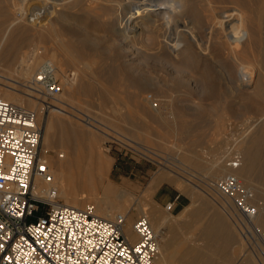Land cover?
<instances>
[{
  "label": "bare ground",
  "instance_id": "1",
  "mask_svg": "<svg viewBox=\"0 0 264 264\" xmlns=\"http://www.w3.org/2000/svg\"><path fill=\"white\" fill-rule=\"evenodd\" d=\"M11 1L13 0H0V28L6 27L5 31H1L0 33V59L8 63L10 70L15 71L14 69L17 68L18 71L17 77H14L15 74L10 70V75L7 74L8 76L0 73V97L9 100L15 105L22 106L24 104L29 108H35L37 112H44V107L46 108V106L41 100L33 97V95L36 94L35 91L37 89L34 77L46 63L55 67L57 75L63 77L65 85L72 86V89L68 90V93L66 92L67 94L62 92L52 99L54 106L50 107L48 116L44 120V124H42V157L48 164L49 171L53 174L54 181L52 185L57 186L59 197L65 200L64 204L83 208V200L92 198L96 212L100 216L111 218L110 216L115 210L126 214L128 219L126 233L132 240L136 238L137 234L134 232L132 220L128 212L133 205L137 204L135 206L136 210L141 215H146L150 219L155 232L159 235L160 260L165 259L166 263L174 264V259L178 257L179 261L182 262L181 264H216L214 257L210 260L211 262L206 261V251H200L202 244H199L200 247L198 246L197 248L193 246L192 250L188 249L185 252L182 250L178 252L174 248V250L170 249L174 245L170 236L171 233L164 228L165 221H168L169 217H175L174 215L172 217L169 210L170 207L164 208V210L162 208L163 211L157 209L160 206H156L157 208L153 209V211L146 210V207L144 208L140 204V201L137 199L133 200L134 198L131 197V193L128 190L116 186L110 181L106 182L110 169V159L102 156L103 154H100L97 150L99 136L95 133L96 130L94 132V130L80 129L77 127L78 125L74 124L75 121L72 120L74 123L68 122L69 119L66 121L62 115L70 114L76 118L85 120L87 123L98 128L108 139L110 138L108 137L109 132L104 122L86 113V111L77 107V104L74 105L78 101H75L78 95L91 96L98 89L96 79L88 81L86 77L96 70L93 65L96 63V60L94 61L91 57L101 55L102 53L104 55L102 50L98 51V48L90 46L95 42L98 43V41L103 40L102 36H96L98 35L97 32H101V30L105 31V36L108 38L116 34L117 36L115 35V37H118L120 41V48L124 49L126 55H131V60L136 61L139 57H142L143 60L153 59L155 61H163L165 66L167 64V67L169 66L173 71H177L179 76H181L182 82L187 85H191L192 81L189 80V77L184 79V75L182 74L189 72V69L194 67V63L202 59V55H210L211 57V55L215 56L218 51V53L224 51L223 54L228 58H232L235 64L234 67H237V71H235L237 72L236 78H230L229 76L226 78L230 82V89L234 91L244 90L248 95L255 94L260 98L259 100L264 102V0H21V4L14 7H12ZM29 2L30 4H28ZM197 2H202L209 6V13L206 14V19L204 18L206 22L200 19L199 15H194L196 12L194 6ZM102 25H104V28ZM99 27L103 29L100 28V30ZM144 36L146 38L145 41L142 40ZM67 37L71 41H68ZM204 37L208 40L206 43L204 42L206 39ZM29 43L33 44V54L18 55V52H23V47L27 45L25 47L27 48ZM195 46L198 47L197 52L194 50ZM47 53H50L49 58L44 57V55H48ZM244 55L249 56L251 61L244 60ZM29 56L33 58V61L30 62ZM66 60H69L68 62L71 60L75 65L82 64L80 65V72H78L75 82L71 81L67 69L64 67ZM99 73L101 72L99 71ZM200 74L202 78L199 79V83H209L211 87L213 86L210 98L213 103H218L221 97L217 95L218 93L215 94L214 89L216 88L214 85L217 77L214 78V75L210 76L203 71ZM225 74L227 75V73ZM148 80L135 74L129 77L130 84L138 87L149 85ZM16 82L18 83L16 84ZM19 86H22L24 88L23 91H25H21ZM211 87L209 86V88ZM2 88L6 90H2ZM141 99L148 102L151 101L150 96L142 97ZM246 99L247 102H244H250L248 98ZM173 100L170 98L168 102L172 103ZM69 108L73 110H69ZM82 115L85 117H83L84 119L81 117ZM76 122L78 121L76 120ZM246 122L247 126L245 131L243 130V133L247 134L254 126L264 123V115L255 120L254 118H248ZM257 133V138L263 139L264 131L261 130ZM70 134L76 140L79 139L86 143L80 144V142H77L76 146L70 145L68 142L70 141ZM104 139L106 140V138ZM119 140L125 144L129 142L128 137H124L123 139L120 137ZM250 140H248L249 143L244 148L240 149L239 154L243 157V162L240 167L235 169H232L226 160V157L230 156L233 148L229 146L224 150L223 147L225 145L220 144L207 168V172L202 171V173L206 172L210 178H208L209 180H213L211 183L207 182V184H203L202 180L207 178L205 173L198 172L193 178L184 176L183 172H187L184 170L175 174L178 177L184 178V181L187 183L186 191L190 186L198 194L200 193L199 190L202 191L226 213L224 214L220 211L221 209L212 206V219L215 222L211 220L204 225L205 242L209 240L207 244H210V240L213 242L216 239V246H212L211 248L209 245L208 252L214 251L216 255L223 258L217 264H226V259L231 260L233 256H239L238 258H240L242 249L235 248L234 246L238 243L236 246L240 244L242 247L243 242L241 240L242 238L245 240V237L237 229L241 240L236 235L235 227L240 216L232 200L221 194L215 187V178H219L221 174L224 175L227 172H234L256 193L259 203V214L254 218L253 223L264 230V200L260 201L259 199V197L264 199V190L261 191L254 180L256 160L253 148L255 146H252V142L254 141ZM86 145L88 150L86 149ZM51 147L58 148V150H55L57 157L54 159L48 157L47 154ZM143 148L151 152L150 149ZM234 150L236 151L235 148ZM184 156L187 158L185 159L186 162L192 159V156ZM83 160L96 165V171H90L88 174L83 175L75 173V169L81 172L79 166ZM198 160L197 162L199 163ZM163 173L162 171V174H158L159 176L153 180L151 184L152 189L169 177ZM175 181L177 182V178ZM39 182L43 184V182ZM45 185L49 186L50 184L47 183ZM98 186L103 187V197H100L101 195L98 196ZM190 208L192 209V207ZM199 208H202V206ZM234 216L237 217L236 221ZM190 217L192 218L193 216ZM217 228L223 231L219 230V232L216 230ZM231 246L234 247L231 250L233 255H225L224 253H227V250ZM245 254L248 255L246 252ZM249 254L254 253L251 252ZM256 255L254 254L253 256ZM257 257L259 263L264 264V253L262 251L258 252ZM251 259L252 257L246 260L243 259L242 263L250 264Z\"/></svg>",
  "mask_w": 264,
  "mask_h": 264
},
{
  "label": "rangeland",
  "instance_id": "2",
  "mask_svg": "<svg viewBox=\"0 0 264 264\" xmlns=\"http://www.w3.org/2000/svg\"><path fill=\"white\" fill-rule=\"evenodd\" d=\"M8 3H10V1H8ZM11 4L13 5L12 7H14L15 5L21 4V0H13L11 1ZM28 4H30V2ZM194 7L196 9V12L194 11V15H199L200 19L206 22L205 16L207 13H209V6L203 4L202 2H197ZM204 10L207 11L205 12ZM102 26L104 28V25ZM100 28L103 29L102 27H99V29ZM5 29V26L0 28V33L1 31L4 32ZM103 31L104 30H101L103 34L99 31L100 33L97 32L98 35H96L102 36L103 40L98 41V43L95 42L90 46L98 48V51L102 50L104 55L102 53L101 55H94V57H91L94 59V61L96 60V65L93 64L94 69L96 68V70L94 73H91L90 76L86 77L88 81H93L96 79V86L98 89L92 93L91 96L81 94L78 95L75 99V101H78L77 103L75 102L74 105L77 104V107H80L86 111V113H89L93 117L104 122L106 124L105 127H107L106 129L109 132V136H107L110 138L108 139L106 135H104L98 128L87 123L85 120L76 118L70 114H63L62 116L66 121L69 119L68 122H72V120L75 121V123H72H74L76 126L78 125L77 127L80 129L91 131L94 130V132L96 130L95 133H97L99 136L97 140V150L100 154H103L102 156L110 159V169L108 171V178L106 182L110 181L114 183V185L128 190L131 193V197L134 198L133 200L137 199L140 201V204L144 208L146 207V210L149 211H153V209L157 208L158 206L160 207L157 209L163 211L164 208L168 207L169 203H173V206L169 210L172 214V217L175 216L174 218L177 219L175 220L174 218L169 217L167 219L169 222L165 221L166 224L164 223V228L171 234L172 231L175 233L177 238L176 241H178V250L185 252L188 249L190 250L193 246H196L197 248L198 246L200 247L199 244H202V249H200V251H206V261H210L212 260V257H214L216 264L220 263L223 258H221L219 255H216L214 251L208 252L209 245L211 248L212 246H216V239L213 242L210 240V244H207L209 240L205 242L206 239L204 225L211 220L215 222L212 219L211 207L215 206L218 209L221 208L217 206L215 201H213L200 190V193L198 194V192H194L190 186V188L186 191L187 183L184 181V178L178 177L175 174L176 172H182V170H184L187 171L183 172L184 176L193 178L198 172H207V168L214 158V155L221 143L225 145L223 147L224 150L229 146L233 148L229 156L232 158L235 154H239L240 149L244 148L245 145L249 143L248 140L252 139V141H254L252 142V146H255V149L253 148V150L255 156L254 158L256 160L254 166V180L258 184L257 187L261 191L264 190V137L261 140L257 138V132L261 130L264 131V123H261L262 126H254L249 130L250 132H247V134L243 133L247 126L246 121L248 118H254L255 120L264 115V102L259 100L260 98H258V96L255 94L248 95L244 90L234 91L230 89V82H228L226 78L229 76L230 78L232 77L235 79L237 73L235 71H237V67H234L235 64L232 58H228L225 54H223L224 51H220L222 53H218V51L216 52L217 54H215V56L211 55V57L210 55H202V59L199 60L200 63H198L199 61H197V63L195 62L194 67L189 69V72L191 71L192 73L185 72L182 74L184 75V77L182 76L184 79L189 77V80L192 81L191 85H187L186 83L182 82L179 73L177 71H173V69L169 66L167 67V64L165 66L163 61H155L153 59L143 60L142 57H139L136 61L131 60V55H126L124 49L120 48V41L118 40V37H115L116 34L111 37L109 36L108 38L105 36V31ZM67 39L68 41H71L69 37H67ZM142 40H146L145 36L142 38ZM206 41H208L207 38L204 40V42L206 43ZM26 46L27 45L23 47V52H18V55L33 54V44L29 43L27 47L28 49L25 48ZM197 48V46L194 48L196 52L198 51ZM49 54L44 55V57L46 56L45 58H49ZM194 57H196V55H194ZM243 57L244 60L251 61L249 56L244 55ZM29 58L30 62L33 61L31 56H29ZM68 61L69 60H66L64 67L67 69L71 81L75 82L77 80L78 72H80V65L82 64L79 63L75 65V63L73 64L71 60L70 62ZM9 70L10 68H8V63L0 59V73L10 75ZM14 70L15 71H10L15 74L14 77H17L18 69L15 68ZM99 71L102 74L99 73ZM201 71L209 74L210 76L214 75V78L217 77L215 83L216 86L214 85V87L217 88V92L216 88L214 89L215 94L218 93L217 95L221 97V100L219 101L221 103H213L210 98V92H212L213 86L211 87L209 83H199V79L202 78V75L200 74ZM72 72L74 74H72ZM225 73H227V75ZM133 74L138 77H145L147 80L149 79L148 82L150 86L148 84L146 87L132 86L130 84L129 77L133 76ZM59 78L63 83V77L59 76ZM17 83L18 82H16V84ZM208 85L211 88H209ZM19 87L21 91H23L24 88L22 86ZM70 89H72V86L64 84L62 92L67 94L68 90ZM2 90L6 89L2 88ZM146 96H150L151 104L150 102L141 99L142 97ZM170 98H172V100L174 99L172 103L168 102V99ZM246 98H248L250 102L246 103ZM156 103L158 104L155 105ZM22 106L27 107L24 104ZM72 108H69V110L74 109ZM30 109L36 111V109L33 107H30ZM49 110L50 108L47 109L44 107V112H37L38 121L40 120L39 123L41 125L44 124V120H46ZM81 117L83 118L84 116L82 115ZM76 120L78 122H76ZM254 134L256 137H254ZM119 135L122 139L124 137H128V144L120 141ZM69 137L70 141L68 142L72 146H76L77 142H80V144L86 143L80 141L79 139V141L76 140L72 134H70ZM104 138H106V140ZM143 147L150 149L151 152L146 151ZM56 149L58 150V148L51 147L47 152L48 157L53 159L57 157V152L55 151ZM86 149L88 150L87 145ZM192 152L193 154H191ZM196 153L200 157L195 155ZM184 155L187 157L192 156V159L188 158L192 162L190 160H187L186 162L185 159L187 158ZM229 157L227 156L226 160L229 159ZM195 158L197 159L195 160ZM95 166L96 165L92 164V162L89 163L88 161L83 160L79 166L81 172H78V170L75 169V173H81L83 175L88 174L90 171L95 172ZM162 171L164 172L163 174H167L169 177L161 181V183L152 189L151 184L153 183V180L159 176L158 174L161 175ZM206 172H203L202 174H206ZM222 175L223 174H221V176ZM176 178L177 182L175 181ZM208 178L209 177L207 176V178L202 180L203 184H207V182H213V180H209L210 178ZM217 179L218 178H215V181ZM97 190L98 196L101 195L100 197H103V187L98 186ZM60 199L62 202H65L63 198ZM259 199L260 201L264 200L261 197H259ZM87 203H93L92 198L84 199L82 202V207ZM135 206H137V204L133 205V207L128 212V215L132 220V224L141 215V213L136 210ZM200 206H202V208H199ZM190 207H192V209ZM220 211L223 212L224 210L221 209ZM117 213H120V211L115 210V212L110 217L112 218ZM223 213L226 214L225 212ZM178 216H180V218H178ZM190 216H193V219ZM196 216H198V219L195 218ZM236 218L237 217L234 216L235 221L237 220ZM168 224L170 225L168 226ZM219 228L221 227L219 226ZM219 228L216 230L221 231L222 229ZM236 229L238 232H240L238 226L235 227L236 235H238L239 233H237ZM239 237L240 236L238 235V238ZM137 238L138 237L136 236V238L133 240H136ZM241 241L243 242L242 247L240 244L236 246L238 243H236L234 246L235 248L242 249L240 258H238L239 256H233L231 257V260L226 259V264H243L242 260H246L249 257H252L250 264H258L259 260L257 257V246L249 245L247 241L243 240V238ZM234 247L231 246V248L227 250L228 252L226 251L227 253L224 254H229V256L233 255L231 250H233ZM245 252L248 253V255H246ZM251 252L257 255L253 256L254 254H249ZM163 261L164 259L161 260V262ZM181 263V261L176 262V264Z\"/></svg>",
  "mask_w": 264,
  "mask_h": 264
},
{
  "label": "built area",
  "instance_id": "3",
  "mask_svg": "<svg viewBox=\"0 0 264 264\" xmlns=\"http://www.w3.org/2000/svg\"><path fill=\"white\" fill-rule=\"evenodd\" d=\"M34 82L33 97L47 109L54 106L51 100L64 87L55 67L45 64ZM42 134L37 111L0 97V264H167L146 215L134 221L133 241L126 214L105 218L93 203L78 208L61 201L42 157ZM242 162L240 154L227 159L232 169ZM215 187L236 207L245 241L264 253V230L253 223L256 193L234 172L219 177Z\"/></svg>",
  "mask_w": 264,
  "mask_h": 264
},
{
  "label": "crops",
  "instance_id": "4",
  "mask_svg": "<svg viewBox=\"0 0 264 264\" xmlns=\"http://www.w3.org/2000/svg\"><path fill=\"white\" fill-rule=\"evenodd\" d=\"M175 201V200H174ZM175 203V202H174ZM170 236H171V239H172V241H173V246H171L172 248H170V249H177L178 247H177V242L178 241H176L177 240V238H176V235H175V233L172 231V234H170ZM173 249V250H174ZM178 250V249H177ZM178 251H180V250H178ZM175 261L174 262H177V261H179V259H178V257L177 258H175L174 259ZM164 262L166 263V261H165V259H164ZM168 264V263H167Z\"/></svg>",
  "mask_w": 264,
  "mask_h": 264
}]
</instances>
